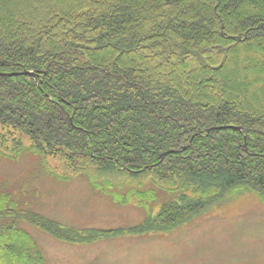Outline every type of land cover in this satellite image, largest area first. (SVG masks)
Here are the masks:
<instances>
[{"label": "trees", "instance_id": "trees-1", "mask_svg": "<svg viewBox=\"0 0 264 264\" xmlns=\"http://www.w3.org/2000/svg\"><path fill=\"white\" fill-rule=\"evenodd\" d=\"M23 71L35 77L0 76V129L40 166L60 158L93 186L149 179L154 192L127 195L138 205L171 198L129 234L230 193L264 202V0H0V73ZM13 206L0 193V264H43L18 219L71 230Z\"/></svg>", "mask_w": 264, "mask_h": 264}, {"label": "rangeland", "instance_id": "rangeland-1", "mask_svg": "<svg viewBox=\"0 0 264 264\" xmlns=\"http://www.w3.org/2000/svg\"><path fill=\"white\" fill-rule=\"evenodd\" d=\"M13 138L21 140V148ZM30 145L27 138L0 129V193L8 194L17 211L37 213L74 232L65 241L18 219L17 227L31 236L43 264H264V202L257 194L230 193L167 232L129 234L125 230L135 231L147 212L154 215L171 198L156 191L138 205V197L127 195L154 192L149 179L115 175L95 178L93 186L88 173L69 171L60 158L46 157V168L40 166L42 157L29 153Z\"/></svg>", "mask_w": 264, "mask_h": 264}, {"label": "water", "instance_id": "water-1", "mask_svg": "<svg viewBox=\"0 0 264 264\" xmlns=\"http://www.w3.org/2000/svg\"><path fill=\"white\" fill-rule=\"evenodd\" d=\"M17 75H25V76L35 77L34 73L28 72V71H23L22 73H0V76H17ZM237 129L241 130L240 128H237ZM170 153H172V151L166 152L162 156H165V155L170 154ZM162 156H160V159H162Z\"/></svg>", "mask_w": 264, "mask_h": 264}]
</instances>
